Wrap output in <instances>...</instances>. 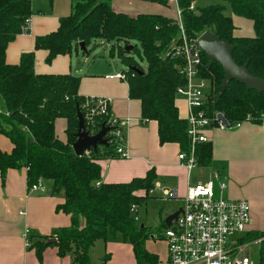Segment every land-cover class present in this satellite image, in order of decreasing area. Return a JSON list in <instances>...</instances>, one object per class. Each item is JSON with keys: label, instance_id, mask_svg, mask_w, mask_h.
I'll return each mask as SVG.
<instances>
[{"label": "trees", "instance_id": "obj_1", "mask_svg": "<svg viewBox=\"0 0 264 264\" xmlns=\"http://www.w3.org/2000/svg\"><path fill=\"white\" fill-rule=\"evenodd\" d=\"M131 1L158 6L164 14L140 12L131 16L114 12L111 0H73L70 15L60 19L56 32L37 37L35 50L47 51L46 62L50 63L57 56L69 54L81 42L85 48L96 41L113 45L111 55L116 48L120 63L128 69L123 73L128 97L140 102L142 121L157 123L160 145L177 144L180 152H188L187 121L179 118L174 105L175 91L185 85V80L180 74V59L170 56V47L178 42L179 35L177 19L170 16V5L176 2L186 40L196 41L205 32L213 33L233 46L232 58L238 66L246 64L250 75L264 80V0H214V5L197 11L191 8L196 0ZM31 15V4L26 0H0V134L13 146L10 154L0 152V177L4 181L8 170L24 168L27 187L38 179L48 183L49 194L63 198L57 211L70 217V225L50 237H33L29 231L28 248L34 249L40 259L44 249L56 247L58 255L69 256L72 264H90L89 252L96 242L118 237L131 246L136 264H159L158 258L144 247L146 228L137 225L130 212L132 206L139 207L147 201L156 181L154 171L125 184L100 183L98 162L119 157L113 142L80 157L74 155L71 145L76 140L77 113L83 118L85 101L78 96L79 78L36 75L32 53L21 55L18 65L5 63L8 44L23 31ZM231 16L250 22L252 36L234 34ZM131 42L135 44L125 54L120 44L129 46ZM201 60L200 76L210 86L205 104L208 117L221 114L229 126L245 121L264 123V93L246 94L243 85L232 81L217 101L223 70L218 64L207 69L204 55ZM57 119L66 120L65 143L55 136ZM105 122L101 116L94 117L90 124L83 120L85 130L93 135L105 127ZM211 153L210 142L198 144L196 166H211ZM139 191L145 196L138 197ZM261 236L250 233L244 241ZM50 239L56 243L47 244ZM260 257L263 264V247ZM107 260L105 256L104 263Z\"/></svg>", "mask_w": 264, "mask_h": 264}, {"label": "crops", "instance_id": "obj_2", "mask_svg": "<svg viewBox=\"0 0 264 264\" xmlns=\"http://www.w3.org/2000/svg\"><path fill=\"white\" fill-rule=\"evenodd\" d=\"M26 1L31 4L32 15L28 18L29 22L23 27V31L8 44L5 50V63L18 65L21 55L32 53L36 75L78 77L79 97L84 100L110 99V114L118 119L129 120L125 135L127 157L98 162L101 170L100 183L125 184L133 179H142L153 170L156 181L149 195L157 191L160 197H163L165 192H174L176 198L167 201L183 204L189 187H194L198 183H207L212 175L217 173L219 181L226 184V190L222 193L225 199L248 203L250 224L248 232L241 241L247 245L248 256L250 248L254 250L252 258L249 257L255 264H260L263 247L264 264V123H243L240 128L230 130H208L206 136L212 146L211 166H196L188 172L178 161L180 147L177 144L160 145L157 123L142 121L140 102L129 99L126 82L109 78L123 74L127 70L119 72L102 68L101 71H94L78 67L76 62L79 58L78 47L73 48L69 54L57 56L50 63L46 62L47 51L35 50V39L56 32L60 19L70 15L73 0ZM173 6L176 7L175 1L170 8ZM111 7L116 13L131 16L140 12L164 14V9L158 6L131 0H111ZM240 19L236 21V26L233 20L236 30L243 28L245 32L242 33L252 32L251 23ZM242 30L239 29L238 33ZM73 53L75 59L72 57ZM174 105L179 118L186 120L188 109L185 100L176 97ZM66 126L64 119H57L54 122L55 136L62 143L66 142ZM12 148L10 141L0 134V152L10 154ZM194 171L197 174L192 181L191 174ZM26 174L27 170L24 168L10 169L6 172L4 181L0 177V264H72L69 256L58 255L56 247L44 249L40 259L34 249L26 248V230H29L30 236L33 237H50L55 231L70 225V217L57 211V207L64 202L63 198L60 195L51 196L50 188L45 186L47 195L29 193ZM215 189L219 195L218 187L216 186ZM136 195L145 196L143 191L137 192ZM164 227H166L165 223L159 228L164 230ZM250 233L263 236L245 242V237Z\"/></svg>", "mask_w": 264, "mask_h": 264}, {"label": "built area", "instance_id": "obj_3", "mask_svg": "<svg viewBox=\"0 0 264 264\" xmlns=\"http://www.w3.org/2000/svg\"><path fill=\"white\" fill-rule=\"evenodd\" d=\"M193 5H191V8ZM179 29L178 42L170 47L171 58L181 61L180 74L184 77L185 85L175 91L176 97L185 100L188 109L187 136L190 141L188 152H180L178 161L189 172L196 167L195 148L198 144L208 143L206 132L210 129L230 130L240 128L243 123L234 126L224 125L217 119L208 117L205 104L210 94V86L204 81L200 72L202 69L201 53L194 41L185 38L180 12L175 9ZM25 20V26L28 24ZM110 79H125L123 74L110 76ZM208 87L209 91L204 92ZM83 120L87 124L93 123V118H106L104 124L109 132L105 136L107 142L116 143V153L119 159L127 157L124 136L129 120L118 119L110 114V99L88 98L82 104ZM89 135H93L88 133ZM42 179L28 187L29 193L47 195ZM98 185V184H97ZM220 194L217 195L215 187ZM226 184L219 181L217 173L207 183H198L189 187L183 201L181 213L170 227L163 231L167 243V260L165 264H255L246 254L247 245L241 239L248 232L250 224V207L245 201L225 199L222 193ZM174 192L163 193V200L175 199ZM136 206L130 208L135 222ZM29 230H26V248L30 243L27 239Z\"/></svg>", "mask_w": 264, "mask_h": 264}, {"label": "rangeland", "instance_id": "obj_4", "mask_svg": "<svg viewBox=\"0 0 264 264\" xmlns=\"http://www.w3.org/2000/svg\"><path fill=\"white\" fill-rule=\"evenodd\" d=\"M214 4V0H196L193 3V8L195 11H197L200 8ZM175 11L176 10L174 6L170 8V16L174 19L176 18ZM225 14L229 15V11H226ZM231 17L234 20L236 26V21L240 18L234 16ZM239 29L242 30L243 28ZM239 29L236 30L237 36H252V32L249 31H247L248 33H242L245 32L242 30L241 33H238L240 32ZM134 44V42H131L129 46L132 47ZM120 45L124 50L125 46L123 44ZM112 47L113 45L111 44H102L101 41H96L93 42L88 47V49H86L85 53H82L78 50L79 58L76 59L78 67L85 69L89 68L90 70L92 69L94 71H101L102 68H109L119 72L128 70L120 63V60L117 57L116 48H114V52L111 55V49H113ZM72 57L73 59L76 58L74 53L72 54ZM85 59L86 62H84ZM142 66H144V64H142ZM208 91L209 88L206 87L204 92ZM196 174V171L192 172V181L194 177L196 178ZM44 186L48 188L49 184L44 183ZM149 197L150 198L144 204L137 207L136 209L135 216L139 220L137 225H143L146 228L147 238L144 243L146 251L149 254L155 255L158 258L159 264H165L167 260V243L164 238L163 230H161L159 227L165 223L166 216H169L177 209H180L183 204L175 201H164L162 199L163 197H160L159 192L157 191H153ZM253 254L254 250L250 248L249 256L252 258ZM105 256H108V260L104 263ZM89 260L90 264H135L131 246L124 244L118 237L115 239L109 238L105 242H96L89 252Z\"/></svg>", "mask_w": 264, "mask_h": 264}, {"label": "water", "instance_id": "obj_5", "mask_svg": "<svg viewBox=\"0 0 264 264\" xmlns=\"http://www.w3.org/2000/svg\"><path fill=\"white\" fill-rule=\"evenodd\" d=\"M195 46L199 49L200 53L207 59L206 68L209 69L212 65L218 64L223 70L224 78L218 89L216 95L217 101L220 100L223 92L229 86L230 82L234 81L245 87V93L249 91H255L257 93H264V80L256 78L249 74L246 64L238 66L232 58L233 46L226 42L217 39L216 35L211 32H205L195 42ZM79 51L86 52L84 43L78 44ZM132 47L125 46L123 52L125 54L130 53ZM138 70H136L137 72ZM78 125L77 132L75 134V142L71 145L72 151L75 156H82L90 152L96 151L99 146L107 145L105 134L108 129L102 127L101 130L95 135H89L84 128L83 118L80 112L77 113ZM217 119L227 124L225 118L221 115H217ZM181 213V209H178L173 214L169 215L165 220L166 227H170L172 223L177 219ZM55 239H50L47 244H55Z\"/></svg>", "mask_w": 264, "mask_h": 264}, {"label": "flooded vegetation", "instance_id": "obj_6", "mask_svg": "<svg viewBox=\"0 0 264 264\" xmlns=\"http://www.w3.org/2000/svg\"><path fill=\"white\" fill-rule=\"evenodd\" d=\"M164 231V230H163Z\"/></svg>", "mask_w": 264, "mask_h": 264}]
</instances>
